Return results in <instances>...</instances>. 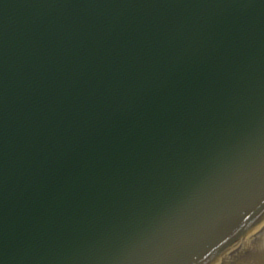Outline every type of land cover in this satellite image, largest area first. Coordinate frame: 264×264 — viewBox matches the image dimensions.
Listing matches in <instances>:
<instances>
[{"label":"water","instance_id":"95a60500","mask_svg":"<svg viewBox=\"0 0 264 264\" xmlns=\"http://www.w3.org/2000/svg\"><path fill=\"white\" fill-rule=\"evenodd\" d=\"M0 264H264V0H0Z\"/></svg>","mask_w":264,"mask_h":264}]
</instances>
